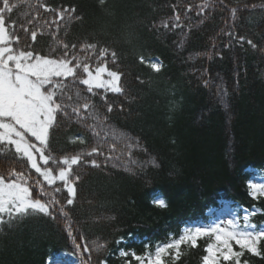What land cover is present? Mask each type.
Returning a JSON list of instances; mask_svg holds the SVG:
<instances>
[{
    "label": "trees",
    "instance_id": "trees-1",
    "mask_svg": "<svg viewBox=\"0 0 264 264\" xmlns=\"http://www.w3.org/2000/svg\"><path fill=\"white\" fill-rule=\"evenodd\" d=\"M11 2L19 5L12 13L17 23H26L28 13L34 15L30 5L36 0ZM241 2L257 7L231 17L219 0H107L104 6L99 0H39L57 8L76 6L84 19L69 22L67 29L61 22V38L70 43L99 39L117 50L127 74L122 81L126 95L106 94L114 106L107 114L109 123L117 135L103 147L108 154L109 146L117 145L112 154L120 157L119 166L110 161L101 168L80 169L78 197L70 214L74 230L83 238L81 244L87 242L94 249L95 243L107 242L108 251L94 250V260L106 257L108 264H123L118 255L122 248L140 255L153 251L170 236H179L185 224L209 221L208 212L219 208L221 201L241 216L257 210L250 220L264 226V198L254 199L248 188L256 176L264 177V10L260 8L264 0ZM208 3L212 7L200 23L197 6ZM224 3L238 7L237 0ZM174 4L181 11L183 6L193 7L182 14L183 29L161 27V21L171 19ZM39 10L45 18L50 15ZM29 27H38V22ZM228 30L252 39L258 47L235 41L224 47L230 42L223 34ZM49 43L46 32L34 47L43 53ZM140 56L160 59L162 70L154 72L139 61ZM93 100L103 112L102 96ZM120 105L123 111L118 110ZM78 133L91 141L79 124L54 130L53 149L86 148L69 143ZM154 197L164 198L167 207L155 206ZM120 237L126 243L117 245ZM199 243L195 249L182 247L185 254L177 264H201L206 241ZM72 252L64 225L43 216L0 231V264L69 263L68 258L77 260ZM243 259L264 264V258L248 253Z\"/></svg>",
    "mask_w": 264,
    "mask_h": 264
},
{
    "label": "snow or ice",
    "instance_id": "snow-or-ice-1",
    "mask_svg": "<svg viewBox=\"0 0 264 264\" xmlns=\"http://www.w3.org/2000/svg\"><path fill=\"white\" fill-rule=\"evenodd\" d=\"M106 2L99 0V5L104 6ZM219 3L229 10L231 17H236L238 11L257 7L241 0H237L238 7L225 4L224 0ZM18 7L11 0H0V231L11 229L27 218L43 216L64 225L78 264H108L106 257L93 259L94 250L96 253L108 251L107 242L95 243L94 249L87 242L81 244L83 238L74 230L70 214L78 197L80 169L101 168L110 161H115L113 167L119 166L120 157L112 154L117 145L112 143L108 154L103 147L110 136L117 135L107 115L114 111V106L106 94L126 95L122 81L127 74L119 65L117 50L99 39L70 43L61 38V22L67 29L69 22L84 19L76 6L57 8L36 0L35 5H30L35 9L34 15L28 13L30 18L26 23L13 19L12 13ZM211 7V3L197 6L200 23ZM172 8L171 19L161 21V27L183 29L182 14L192 12V5L183 6L182 11L176 10L175 4ZM260 8L264 10V4ZM39 9L50 14L48 18ZM37 22L38 27L30 29ZM46 32L50 43L42 53L34 45L38 36ZM223 34L230 37V42L224 45L226 48L232 47L231 41L241 46L246 43L253 49L258 47L252 39L230 30ZM63 35L67 37L69 32L65 30ZM217 55L223 58L222 54ZM139 61L147 63L156 73L163 67L158 61L146 60L143 56ZM97 95L102 96L103 112L93 100ZM118 110L123 111V105ZM73 123L84 128L91 141L78 133L69 138V143L88 145L86 148L57 152L52 147L53 131ZM125 143H130L127 138ZM248 188L254 199L264 198V183L249 182ZM152 203L167 207L164 198L154 197ZM256 214L255 209L243 216L233 210L230 217L216 216L206 224H185L179 236H170L153 251L140 255L122 248L118 255L124 258L123 264H133V260L136 264H177L185 254L182 247L199 248V242L204 240L201 264H249L247 259L242 260L245 253L264 258V226L250 220ZM115 243L120 245L126 241L120 237Z\"/></svg>",
    "mask_w": 264,
    "mask_h": 264
},
{
    "label": "rangeland",
    "instance_id": "rangeland-1",
    "mask_svg": "<svg viewBox=\"0 0 264 264\" xmlns=\"http://www.w3.org/2000/svg\"><path fill=\"white\" fill-rule=\"evenodd\" d=\"M152 61H154V62L158 61L159 63L162 64V61L160 59H153ZM252 183H258V184L264 183V177L258 175V176L255 177V179L253 180ZM233 210H235V209L233 208V206L231 204H229L227 201H221V205H220L219 208L212 209L211 211L208 212L209 220L215 218L216 216H219L221 218L230 217L232 212H233ZM235 211L238 212L237 210H235ZM208 222L209 221H207V222H199V223L206 224ZM68 260L70 261L69 263H62V264H78V260H76L74 258H68Z\"/></svg>",
    "mask_w": 264,
    "mask_h": 264
}]
</instances>
